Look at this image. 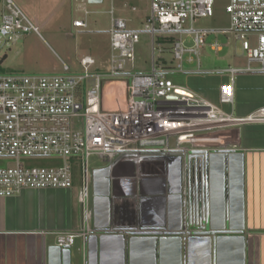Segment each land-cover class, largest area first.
<instances>
[{
	"label": "built area",
	"instance_id": "built-area-1",
	"mask_svg": "<svg viewBox=\"0 0 264 264\" xmlns=\"http://www.w3.org/2000/svg\"><path fill=\"white\" fill-rule=\"evenodd\" d=\"M5 5L0 32L7 42H17L31 33L40 35L12 0H5ZM214 6L215 0H150V15L142 31L130 29L125 20L112 18L109 31L112 53L106 73L89 74L96 61L86 57L81 60L83 74L72 73L65 63L57 74H0V159L16 161L15 167L0 169V198H13L24 190H70L75 180L74 169L79 167L82 226L79 233L67 235L58 245L70 248L77 238L87 239L96 231L90 206L92 156H97L112 172L131 174L137 182L145 173H160L170 184L179 169L183 231L186 235L201 232L205 227L202 213L207 206L201 198L208 177L206 157L230 150L226 142L207 147L201 146L200 141L216 138L234 126L264 124V108L245 118H236L222 108L234 105L239 74H264V0H228L227 31L196 28V21L213 16ZM110 14L113 17V9ZM87 27L84 21H74L76 29ZM216 33L235 34L246 57V67L219 72L231 77L229 83L220 87V105L174 85L170 78L187 73L185 64L195 65L200 73L206 36ZM143 34L152 39L151 71L129 72L127 65L135 60L136 45ZM169 40L173 61L171 65H159L156 52H163L161 46ZM212 50L222 49L215 43ZM91 79L93 84L88 88ZM114 83L123 84L125 105L105 109L104 89ZM194 156L197 162L191 181L189 162ZM38 159L60 163L50 166L23 163ZM196 187L200 193L198 201ZM111 229L125 236L157 232L141 226Z\"/></svg>",
	"mask_w": 264,
	"mask_h": 264
},
{
	"label": "crops",
	"instance_id": "crops-1",
	"mask_svg": "<svg viewBox=\"0 0 264 264\" xmlns=\"http://www.w3.org/2000/svg\"><path fill=\"white\" fill-rule=\"evenodd\" d=\"M244 67L245 56L244 61L235 60L225 70ZM196 70L195 65H190L186 68L187 73H183L191 76L193 91L213 104L220 105L219 90L221 85L231 81L230 75L219 73L224 70H203L202 65L200 73ZM118 84L120 83L108 84L106 89ZM222 108L236 118L248 117L264 108V74H239L235 81L234 105ZM114 109L117 108H109ZM200 142L201 146L207 147H217L226 142L227 149L243 155V262L264 264V124L234 126L216 138H206ZM58 163L60 161H55V164ZM143 176L137 182L131 174L125 176L120 170L112 172L113 195L117 202L112 209L116 226L111 228L123 230L141 226L157 231L130 236L141 238L159 235L155 249L141 241L133 247L132 255L136 264H154L153 258L156 259V264H179L178 247L173 241L161 242V238H170L166 236L169 233L167 227L159 226L162 222L171 224L173 228L181 226V219L179 222H172V216L176 212L164 198L167 182L160 173H145ZM74 186L75 180L72 189ZM68 191L24 190L13 198H0V264H49V248L58 246L60 240L67 235L80 232L81 211H71V194ZM139 192L142 193L144 202L140 204L137 197L138 203L135 205L128 198H132L135 193L139 195ZM93 227L95 228L94 224ZM111 230L104 233L96 229L87 239L77 238L70 247L71 264H89L90 246L95 251L99 264H120L119 241L114 237L101 240L104 234H119ZM224 245V263L234 264L233 261L241 257V250L232 242H225ZM192 254V264H204V254L198 245L194 246Z\"/></svg>",
	"mask_w": 264,
	"mask_h": 264
},
{
	"label": "rangeland",
	"instance_id": "rangeland-1",
	"mask_svg": "<svg viewBox=\"0 0 264 264\" xmlns=\"http://www.w3.org/2000/svg\"><path fill=\"white\" fill-rule=\"evenodd\" d=\"M38 29L39 34L31 33L22 36L17 42H7L0 32V66L5 74H57L62 71L65 63L74 74L85 73L81 60L92 57L96 65L88 71L89 74L106 73L109 70L111 58V42L109 31L113 19H122L130 28L142 31L150 15V0H103L102 3L91 4L89 0H12ZM228 0H215L214 14L196 21L194 26L202 30L216 32L227 31L230 27V16L226 11ZM5 0H0V27L6 12ZM114 10L113 17L110 12ZM87 23V29H74V21ZM217 43L221 52L212 50ZM156 48H158L156 46ZM163 52H156L157 63L171 65L172 55L170 44L161 46ZM241 42L235 34L221 33L206 36V46L201 51L200 61L203 70H225L235 60L244 61ZM152 39L143 34L136 45V55L133 63H128L127 70L133 73H149L152 68ZM190 65L185 64V68ZM174 85L193 91L191 76L187 74L171 75ZM93 80L87 82L88 88ZM123 84L105 87L103 104L105 109L123 108L125 93ZM106 91V92H105ZM194 155V154H192ZM197 156V155H196ZM196 157L190 159V180H193ZM25 164L33 166H50L55 162L47 159L23 160ZM16 161L0 159L1 168H12ZM107 167L97 156L89 159L91 175L95 170ZM75 186L68 192L71 194L69 205L71 211L77 213L82 210L79 196L82 190L79 167L74 169ZM93 185L90 189V206L93 208ZM76 247L73 252L75 253Z\"/></svg>",
	"mask_w": 264,
	"mask_h": 264
},
{
	"label": "water",
	"instance_id": "water-1",
	"mask_svg": "<svg viewBox=\"0 0 264 264\" xmlns=\"http://www.w3.org/2000/svg\"><path fill=\"white\" fill-rule=\"evenodd\" d=\"M103 0H89L91 4L102 3ZM205 168L207 170L206 183L201 191V198L207 203L202 218L205 221V227L201 232L186 233L183 231V194L182 181L179 169L177 177L173 178L169 183L165 184L164 197L174 208L175 214L172 216V222L181 219V226L173 228L162 222L159 226L166 228L169 233L161 238V242L173 241L178 247L179 264H192L193 248L198 245L203 255L204 264H225L223 259V250L225 242H232L239 251L241 257L235 259L234 264H244L243 262V201H244V164L243 155L234 151L218 152L206 157ZM112 171L110 167H105L93 172V210H94V226L95 229L107 233L112 226H116L112 216V209L117 199L114 200L113 182L111 180ZM174 186V189H169ZM140 204L144 199L142 193ZM200 193L195 192V199L198 201ZM137 205V193L132 198H128ZM228 205V207H227ZM229 208V209H228ZM179 212V213H178ZM199 211L195 223L199 224ZM239 222V223H238ZM235 226H234V225ZM115 230H117L115 228ZM159 235L152 237H132L122 234L110 236L104 234L101 240L107 238H116L120 244V264H136L133 260L132 250L137 242H145L152 245L155 249ZM72 252L70 248H61L53 246L49 248V264H71ZM100 263V262H99ZM97 255L90 246L89 264H99ZM156 264V259L153 258Z\"/></svg>",
	"mask_w": 264,
	"mask_h": 264
},
{
	"label": "trees",
	"instance_id": "trees-1",
	"mask_svg": "<svg viewBox=\"0 0 264 264\" xmlns=\"http://www.w3.org/2000/svg\"><path fill=\"white\" fill-rule=\"evenodd\" d=\"M168 42H169V44H170V43H172V40H169ZM164 62H165V61H164ZM0 64H1V63H0ZM0 74H5L1 66H0Z\"/></svg>",
	"mask_w": 264,
	"mask_h": 264
}]
</instances>
